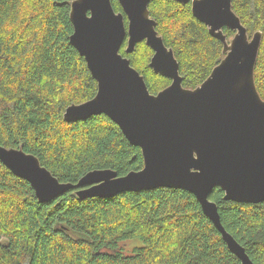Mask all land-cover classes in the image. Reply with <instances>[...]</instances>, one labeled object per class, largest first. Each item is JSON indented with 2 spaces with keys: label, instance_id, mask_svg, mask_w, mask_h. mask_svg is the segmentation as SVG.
<instances>
[{
  "label": "trees",
  "instance_id": "obj_1",
  "mask_svg": "<svg viewBox=\"0 0 264 264\" xmlns=\"http://www.w3.org/2000/svg\"><path fill=\"white\" fill-rule=\"evenodd\" d=\"M72 1L0 0V143L22 147L61 182L77 184L95 169L119 176L140 170L144 157L106 114L64 118L70 105L98 91L70 41ZM112 3L123 11L119 0ZM232 7L250 38L262 32L255 81L264 98V0H232ZM149 10L179 62L183 86L201 85L226 55L223 42L194 16L191 2L153 0ZM224 32L228 38L236 33ZM121 53L152 93L171 84L150 66L154 50L146 41L131 53L124 43ZM77 189L41 202L31 183L0 161V264H242L188 190L157 187L80 199ZM209 199L253 262L264 264V202L225 199L221 187ZM134 239L142 244L130 246Z\"/></svg>",
  "mask_w": 264,
  "mask_h": 264
},
{
  "label": "water",
  "instance_id": "obj_2",
  "mask_svg": "<svg viewBox=\"0 0 264 264\" xmlns=\"http://www.w3.org/2000/svg\"><path fill=\"white\" fill-rule=\"evenodd\" d=\"M152 1L119 0L120 12L112 0L72 1L70 41L85 58L98 91L90 100L70 105L64 114L67 122L108 115L142 149L144 167L121 176L112 169H95L73 184L61 182L22 147L0 143V161L29 181L41 202L74 188H79L80 199L157 187L188 190L242 264H255L226 230L209 197L221 187L225 199L264 202V98L255 81L262 32L249 37L232 0H175L191 2L194 16L223 42L226 54L200 86L190 89L182 84L173 49L156 29L149 10ZM224 27L236 31L234 36L228 38ZM142 41L154 50L150 66L172 80L157 94L121 53L124 43L131 53Z\"/></svg>",
  "mask_w": 264,
  "mask_h": 264
},
{
  "label": "rangeland",
  "instance_id": "obj_3",
  "mask_svg": "<svg viewBox=\"0 0 264 264\" xmlns=\"http://www.w3.org/2000/svg\"><path fill=\"white\" fill-rule=\"evenodd\" d=\"M128 20V19H127ZM0 240H2V239H0ZM129 244H130V246H132V247H134V246H136V245H141L142 244V240H140V239H134V240H131L130 242H129ZM131 247V248H132ZM130 248V249H131Z\"/></svg>",
  "mask_w": 264,
  "mask_h": 264
},
{
  "label": "bare ground",
  "instance_id": "obj_4",
  "mask_svg": "<svg viewBox=\"0 0 264 264\" xmlns=\"http://www.w3.org/2000/svg\"><path fill=\"white\" fill-rule=\"evenodd\" d=\"M189 3H190V2H189ZM112 4H113V3H112ZM186 4H187V3H186ZM192 12H193V11H192ZM207 27H208V26H207ZM208 28H209V27H208ZM209 31H210V30H209ZM216 66H217V65H216ZM216 66H215V67H216ZM199 86H200V85H199ZM197 87H198V86H197ZM197 87H196V88H197ZM190 89H191V88H190ZM193 89H195V88H193Z\"/></svg>",
  "mask_w": 264,
  "mask_h": 264
}]
</instances>
